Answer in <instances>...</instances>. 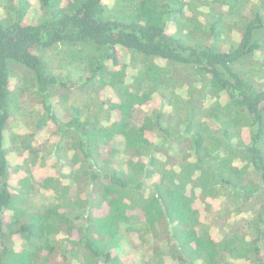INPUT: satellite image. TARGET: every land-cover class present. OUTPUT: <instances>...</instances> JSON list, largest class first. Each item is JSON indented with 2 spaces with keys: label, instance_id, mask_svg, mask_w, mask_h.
Masks as SVG:
<instances>
[{
  "label": "trees",
  "instance_id": "1",
  "mask_svg": "<svg viewBox=\"0 0 264 264\" xmlns=\"http://www.w3.org/2000/svg\"><path fill=\"white\" fill-rule=\"evenodd\" d=\"M0 8V264H128L121 256L145 251L138 264H264V0ZM74 89L97 111L66 106ZM156 95L178 113L152 106ZM29 101L41 107L35 131L19 133ZM50 123L54 174L38 183L28 169L13 188L15 153L39 158ZM37 185L58 201L26 209ZM222 197L223 210L246 206V226L207 220Z\"/></svg>",
  "mask_w": 264,
  "mask_h": 264
},
{
  "label": "rangeland",
  "instance_id": "2",
  "mask_svg": "<svg viewBox=\"0 0 264 264\" xmlns=\"http://www.w3.org/2000/svg\"><path fill=\"white\" fill-rule=\"evenodd\" d=\"M194 1V0H193ZM196 1V0H195ZM115 2H112V4L114 5ZM0 10L2 11V9L0 8ZM196 13L203 12V8H198L197 10H194ZM201 15V14H200ZM54 57V59L52 58V61L55 62V64L57 65L56 67H61L63 68L64 66H67L66 69L69 68L70 73L72 74V78L76 79L78 74H79V69L77 67H75V69L70 66V64L66 63L65 61L61 60V58H57ZM128 55H125L123 57V60L125 61L126 59H128ZM259 59V58H258ZM257 59V60H258ZM259 61V60H258ZM261 61V60H260ZM70 66V67H69ZM65 68V67H64ZM24 73L23 71H20V74ZM107 93L108 97L113 96L112 91H105V94ZM94 97V98H93ZM94 94H86V93H82L80 90L74 89L71 94H70V101L68 102V104H65L66 106H71L73 104H79L82 105L84 103H94L95 105L93 106V110L94 112L97 111V103L98 100H95ZM56 100V99H54ZM53 100V101H54ZM57 101V102H56ZM54 101L57 112L59 115L63 114L59 104L58 99ZM94 101V102H93ZM96 102V103H95ZM153 104L152 106H156V107H160L162 109H164V111L167 113H170L172 115L177 114L178 112L174 109H171V107L169 105H163V107H161V100L159 98L158 95L154 96L153 98ZM30 103V104H29ZM61 103V102H60ZM65 106V107H66ZM39 109H41L40 105H38V103L36 101H29L28 102V107H27V112L29 113V115L27 116V118H25V116L23 115L22 118H19L17 121H15L12 125V128L18 129L19 133L25 132V133H29V132H34L35 130V122L36 119L38 117V113H39ZM38 112V113H37ZM169 114V115H170ZM54 126L52 123L48 124L47 127H45V129H43L40 134L37 136L38 138V143L39 146L44 145L43 143L45 141H48L54 133ZM183 129V128H181ZM152 139L153 140H157V138L155 136L152 135ZM49 144L46 146V150L40 154L39 158L37 159H32V157H29V155L27 153H20V152H14L15 155H17V163L22 165V169H20L17 174L12 176V186L13 188L18 187V185H16V182L18 180V178H22L25 176V174H27L28 169L32 170L35 178L37 180L38 183H41L45 178L52 176L54 174V170L53 168V164H55V162L53 160L54 156H52L50 154L51 151H53V145L54 142L51 143V141H48ZM20 153V154H19ZM51 155L50 157L48 155ZM160 155V154H159ZM161 156V155H160ZM154 178H158L157 176H154ZM154 181V180H153ZM68 181H66L67 183ZM57 194H54L52 192V190H47L44 189L43 187H40V185H37V187H35L34 189L31 190L30 194H28L27 196H25V204L24 207L26 209L30 208V209H37V207L41 206V205H48L49 203H56L58 201L57 199ZM233 199V198H232ZM230 199V201L227 202L226 200V205L229 204V207H231L230 210H223L221 209V203L225 201V198H220L218 200H209V202L211 203L212 207L214 210H219L220 212H216L217 216L213 217V216H209L207 215V220H210V222L213 221H218V222H225V220L227 221V218L225 217V215H228V222L230 224H234V225H240L243 227L246 226V220L252 219L253 217L250 216V213L245 212L246 211V206L244 208H241L242 214H238L236 209L238 207L234 206L233 203L234 200ZM199 205V203H198ZM201 205V204H200ZM203 207V205H201ZM241 207V206H239ZM100 208V207H99ZM225 217V219H224ZM201 220L202 222L205 220V216H201ZM139 221H144V219H140ZM205 222V221H204ZM206 224V222H205ZM204 224V225H205ZM139 226H141L142 231L147 232L146 228L143 226L142 223H138ZM209 225V224H208ZM213 227V226H212ZM136 233H133L129 239H137L139 238L138 235H143L142 233H139L137 231H135ZM211 233L213 235V237H218L220 231L217 227L215 228H211ZM62 237V236H61ZM145 238L147 239V241L152 244L153 243V238L151 237V233L148 234L147 236H145ZM263 242H264V238H263ZM113 254L115 255L116 253L113 252ZM147 254V255H146ZM146 256V257H145ZM151 256L147 253V251H145L144 255L142 253L136 252V253H130V255L128 257L125 256H121L122 261H125L126 263H131V264H138V260L141 259V261H147ZM137 262V263H135ZM77 264V263H76ZM156 264V263H155ZM163 264H172V259L169 256L165 257V261ZM241 264H244V262H241ZM245 264H249L248 262H245Z\"/></svg>",
  "mask_w": 264,
  "mask_h": 264
},
{
  "label": "water",
  "instance_id": "3",
  "mask_svg": "<svg viewBox=\"0 0 264 264\" xmlns=\"http://www.w3.org/2000/svg\"><path fill=\"white\" fill-rule=\"evenodd\" d=\"M262 238H264V233L262 234Z\"/></svg>",
  "mask_w": 264,
  "mask_h": 264
}]
</instances>
